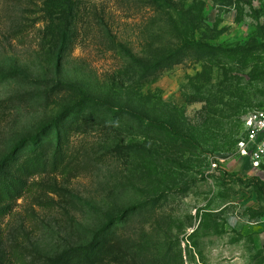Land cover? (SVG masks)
Segmentation results:
<instances>
[{"label": "rangeland", "instance_id": "374dc122", "mask_svg": "<svg viewBox=\"0 0 264 264\" xmlns=\"http://www.w3.org/2000/svg\"><path fill=\"white\" fill-rule=\"evenodd\" d=\"M55 1L0 0V264H264V0Z\"/></svg>", "mask_w": 264, "mask_h": 264}, {"label": "built area", "instance_id": "2783aa9c", "mask_svg": "<svg viewBox=\"0 0 264 264\" xmlns=\"http://www.w3.org/2000/svg\"><path fill=\"white\" fill-rule=\"evenodd\" d=\"M236 153L256 166L264 159V110L248 113L242 122V134L236 142ZM211 163V168H217ZM253 166V167H254Z\"/></svg>", "mask_w": 264, "mask_h": 264}, {"label": "trees", "instance_id": "16d2710c", "mask_svg": "<svg viewBox=\"0 0 264 264\" xmlns=\"http://www.w3.org/2000/svg\"><path fill=\"white\" fill-rule=\"evenodd\" d=\"M64 7H65V4H64L63 0H61V1L59 2L58 5L56 4V1H55V10H56V11H60V10L63 9ZM21 143H22V142H19V143L15 144L14 149H15L16 147H18Z\"/></svg>", "mask_w": 264, "mask_h": 264}]
</instances>
